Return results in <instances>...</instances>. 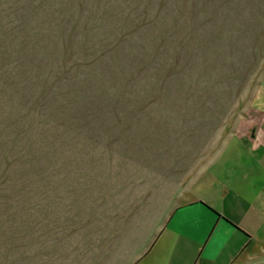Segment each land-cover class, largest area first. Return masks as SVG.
Here are the masks:
<instances>
[{
  "label": "rangeland",
  "instance_id": "obj_1",
  "mask_svg": "<svg viewBox=\"0 0 264 264\" xmlns=\"http://www.w3.org/2000/svg\"><path fill=\"white\" fill-rule=\"evenodd\" d=\"M208 166L264 264V0H0V264H134Z\"/></svg>",
  "mask_w": 264,
  "mask_h": 264
},
{
  "label": "crops",
  "instance_id": "obj_2",
  "mask_svg": "<svg viewBox=\"0 0 264 264\" xmlns=\"http://www.w3.org/2000/svg\"><path fill=\"white\" fill-rule=\"evenodd\" d=\"M244 121L238 124L247 133L238 140L253 158V127ZM209 170L190 189L197 188V195L173 209L134 264H233L243 254L253 239V183L246 181L249 174L240 173L239 182L218 187V177ZM202 192L206 198L198 195Z\"/></svg>",
  "mask_w": 264,
  "mask_h": 264
},
{
  "label": "trees",
  "instance_id": "obj_3",
  "mask_svg": "<svg viewBox=\"0 0 264 264\" xmlns=\"http://www.w3.org/2000/svg\"><path fill=\"white\" fill-rule=\"evenodd\" d=\"M13 86H15V91H18V96L20 95V93H23L21 92V89H22V86L24 88V85L19 81V82H14ZM27 87V86H26Z\"/></svg>",
  "mask_w": 264,
  "mask_h": 264
}]
</instances>
